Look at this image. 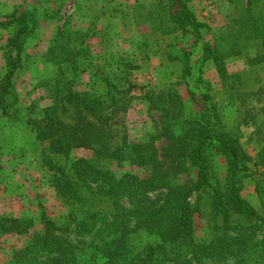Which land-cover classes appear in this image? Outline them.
Wrapping results in <instances>:
<instances>
[{
  "label": "rangeland",
  "instance_id": "obj_1",
  "mask_svg": "<svg viewBox=\"0 0 264 264\" xmlns=\"http://www.w3.org/2000/svg\"><path fill=\"white\" fill-rule=\"evenodd\" d=\"M196 1L197 19L207 25L199 37L174 30V0H0V81L9 70L8 41L22 26L4 23L21 16L29 29L5 112L0 114V264H11L14 252L26 249L44 231V215L78 250L80 264H144L141 253L159 244V237L138 228L129 214L135 206L128 198L119 200L128 210L120 217L108 196L81 188L72 164L84 159L117 177L125 173L144 177L148 170L135 160L134 149L141 146L145 151L150 145L162 155L168 145L160 136L162 111L170 94L180 96L186 119L219 115L220 132L238 133L244 149L255 157L264 144V61L252 64L248 59L263 56L264 37L252 33L256 27L264 30V0ZM206 9L208 15L203 14ZM206 45L220 47L224 78L212 58L202 62ZM198 77L210 85L209 91L196 86ZM114 87L122 92L118 96L123 98L122 111L111 116L109 109L102 108L97 115L87 110L96 99L111 105ZM80 110L92 121L108 120L120 158L98 159L87 148H75L68 155L50 150L39 126L47 118L73 122ZM212 163L213 181L224 182L225 158L213 153ZM149 195L161 206L167 190ZM241 195L264 216L262 176L245 178ZM203 208L195 216L196 240L209 239L221 224L207 205ZM86 211L97 213L96 220ZM84 218L87 222L81 225ZM14 221L22 234L15 233ZM232 222L250 224L238 216ZM228 232L244 235L248 260L228 257L205 264H260L264 222L259 220L256 229ZM191 256L188 249L173 244L159 252L153 264H194Z\"/></svg>",
  "mask_w": 264,
  "mask_h": 264
},
{
  "label": "trees",
  "instance_id": "obj_2",
  "mask_svg": "<svg viewBox=\"0 0 264 264\" xmlns=\"http://www.w3.org/2000/svg\"><path fill=\"white\" fill-rule=\"evenodd\" d=\"M174 1L176 3L174 8H177L173 17L174 30L199 37L202 30L207 29V25L200 22L190 10V0ZM20 20L21 16H16L4 23L5 26H13L19 22L22 26L10 37L7 44L9 70L0 81V114L5 112L7 98L13 88L14 76L22 62L24 38L29 31ZM241 34L247 37L243 31ZM253 36L264 37L263 27H256ZM260 49L264 56V39L260 42ZM203 54L202 62L212 58L220 76L224 78L220 47L206 45ZM263 56L261 54L248 61L252 64L263 62ZM195 84L206 91L211 89L202 77H198ZM120 94L122 92L119 88L114 87V91L109 93L111 105L96 99L92 104L86 105L87 110L97 115L103 111L102 108L105 109L104 112L109 109L112 116L124 109L123 98H118ZM204 99L206 103L209 102L207 92L204 93ZM163 110L160 136L166 138L168 145L162 149V155L159 157L156 149L150 145L146 146L145 151L140 149L141 146H136L134 149L135 160L141 166H146L148 170L144 177L132 173L117 177L110 169L82 159L72 164L78 185L99 197L108 196L114 201V208L120 217H124L128 210L119 200L128 198L134 203L135 207L129 214L136 218L138 228L145 229L160 239L159 244L146 247L141 253L144 264H153L157 254L166 251V248L173 244L188 249L194 264H205L207 261L221 262L228 257H238L242 262H246L250 253L246 238L243 234L233 237L228 230L246 227L256 229L259 220L264 222V216H261L241 195L242 181L245 178L257 175L264 178V144L260 145L255 157H252L244 149L238 133L220 132L219 115L210 118L208 113L195 120L184 118L183 102L177 93L170 94L167 106ZM206 112L209 110L206 109ZM107 121L101 117L92 121L80 110L73 122L47 118L39 126V135L49 141L52 152L62 155H68L75 148H87L92 149L98 159L120 158L119 150L113 147L114 136L107 128ZM213 153L223 156L227 162L224 182L213 181ZM180 178L185 179L179 182ZM92 185H96L95 188ZM160 188L167 190L165 202L161 206L149 195L150 192ZM262 203L264 207V199ZM205 205L209 207L215 219L221 218V224L213 228L209 239L196 240L195 216L203 212ZM86 212L96 220L94 215L97 213L93 215L92 211ZM234 216L250 224L247 226H243L244 223L241 222L234 224L232 222ZM86 219L80 221L81 225L87 222ZM42 223L44 231L35 235L26 249L15 251L11 264H40L38 258L48 257L51 259L44 264L51 260L55 264H80L78 250L76 251L68 241L56 233L58 227L45 215ZM14 224L17 226L14 229L15 233L22 234L24 231L18 229L19 222L14 221ZM261 253L260 264H264V239L261 242ZM128 264L134 263L132 261Z\"/></svg>",
  "mask_w": 264,
  "mask_h": 264
},
{
  "label": "crops",
  "instance_id": "obj_3",
  "mask_svg": "<svg viewBox=\"0 0 264 264\" xmlns=\"http://www.w3.org/2000/svg\"><path fill=\"white\" fill-rule=\"evenodd\" d=\"M199 6H200V5H199V2H198V5H197V1H196V0H193V1L189 2V8H190L191 11H193V12L195 13L196 17L199 16V15H197L198 12H199V11H198V8H200ZM202 7L204 8V4H203ZM202 7H201V8H202ZM199 13H200V12H199ZM203 14L208 15V9H206V10L203 12Z\"/></svg>",
  "mask_w": 264,
  "mask_h": 264
}]
</instances>
